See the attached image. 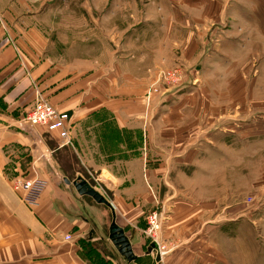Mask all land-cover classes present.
I'll return each instance as SVG.
<instances>
[{
  "label": "rangeland",
  "instance_id": "obj_1",
  "mask_svg": "<svg viewBox=\"0 0 264 264\" xmlns=\"http://www.w3.org/2000/svg\"><path fill=\"white\" fill-rule=\"evenodd\" d=\"M215 4L218 9L206 13V5L198 7L191 0L169 1L165 9L154 0H0V26L5 27L11 43L22 59L45 64L52 76L55 72L64 75L66 82L72 76L73 64L79 60L90 63L98 60L96 72L99 70V74L109 72L107 68L112 69V63L125 61L119 67H126L128 72L113 69V74H129L121 84L123 91L107 90V98L102 100L117 108L118 116L101 114L95 121L129 122L133 132L128 134V139L132 143L135 138L144 139L145 134V146L129 148L133 157L123 164L121 174L110 168L111 165L116 169L118 164L101 161L104 167L101 170L86 168L72 155L70 146L56 149L53 155L70 179L81 173L106 200L103 204L112 210L116 208V199H124L131 210L122 216L132 232H138L143 238L145 248L152 243L145 233L151 226L150 216L157 212L160 228L155 235L164 251L160 257H166L179 245L165 236L163 199L169 193L183 195L184 174L189 175L194 169L207 173L198 175L200 178L193 181V189L188 191L207 192L208 189L211 192L215 188L211 182L224 181L225 204L240 203L255 222L250 223L249 237L255 236L264 244V34L256 32L248 36V27L247 34L239 38L244 42L247 36L249 41L252 38L250 47L245 43L233 44V38L238 40L233 29L236 25L230 16L236 0ZM250 5L264 10V0H253ZM145 13L156 17L152 28L160 27L158 34L136 33L135 25L143 20ZM257 22H261V27L264 20L252 19L251 23L256 27ZM210 24L216 28L207 41L204 33ZM250 32H255V28ZM243 51L246 57L238 58V54H245ZM223 53L229 57L224 58ZM105 84L109 86V80ZM35 90V100L41 97L48 101L36 87ZM126 92L129 96L125 98ZM24 117L25 114L18 118L20 123L30 125ZM154 127L157 130L154 134L159 133L161 141L165 139L162 144L169 143L165 148L160 146L164 153L153 147L164 158L170 157L161 171L175 172L173 179L160 180L166 181L161 183L160 198L146 179L151 163L144 159L151 152L148 137ZM41 134L50 148L61 147L50 132L45 130ZM205 136L209 141L203 144ZM191 142L195 143L191 145ZM190 148L193 149L191 159L184 156ZM136 153L143 157L142 164L134 161ZM137 166L142 171L143 187L134 177ZM103 172L109 173L110 178ZM35 177L38 176L30 179ZM45 192L48 193L47 184L32 204L25 203L26 191L16 193L32 209ZM235 193L239 194L237 200ZM90 199L87 198L90 203H96ZM105 209L109 214L102 215L101 235L107 244L105 239L109 238L112 218L109 209ZM148 247L147 251L158 252L157 247L152 250ZM262 251L260 245L255 255ZM231 263L234 264L232 260ZM157 264L167 263L158 261Z\"/></svg>",
  "mask_w": 264,
  "mask_h": 264
},
{
  "label": "crops",
  "instance_id": "obj_2",
  "mask_svg": "<svg viewBox=\"0 0 264 264\" xmlns=\"http://www.w3.org/2000/svg\"><path fill=\"white\" fill-rule=\"evenodd\" d=\"M154 1L165 9L166 4L172 0ZM219 1L223 3L227 0H191L198 3V7L208 3L206 13L208 10L215 12L218 9L215 3ZM251 2L253 0H236V8L230 16L236 25L233 29L236 30L238 40L233 38V44L245 43L250 47L252 38L249 41L248 36L256 32L264 34V22L261 27V22H257L258 28L251 23L252 19L264 20V10L260 7L254 9ZM155 19L151 13H145L143 20L135 25L136 33L144 36L158 34L160 27L157 30L152 28ZM248 27V40L244 42L239 36L247 34ZM215 28L214 24L206 28L204 35L207 41ZM254 28L255 32H250ZM224 56L229 57L223 53ZM242 56L245 58L246 52L244 55L238 54V58ZM124 62L120 60L119 64L112 63V69L107 68L109 72L99 74V70L96 72L98 60L93 63L79 60L73 64L72 76L65 82L64 75L55 72L52 76V73L47 72L45 64H32L30 59H22L18 49L11 43L5 27L3 24L0 26V264H157V253L147 251L148 246L145 248L143 238L138 232L133 233L125 222L122 215L131 209L124 199H116V208L112 210L103 203H90L85 195H79L74 186L67 184L64 178L70 181L78 177L85 178L78 173L70 179L53 155L56 149L64 146L50 148L41 134L45 132L44 128L38 125L23 126L18 120L34 105L36 87L58 109L70 110L72 155L86 168L94 171L104 168L101 163L118 164L116 169L111 165L110 168L121 174L123 164L129 163L133 157L129 148L145 146L147 135L144 134V139L142 136L140 139L135 138L131 143L128 134L133 130L128 126L129 122L103 124L95 120L101 114L110 116L113 113L118 116L117 108L102 100L107 98L112 88L123 91L121 84L128 79L129 74H113V69L128 72L126 67H119ZM107 80L109 86L105 84ZM102 86L104 90H101ZM124 94L125 98L129 96L128 92ZM151 131L148 137L151 152L144 158L151 163V169L146 170V179L150 180L153 193H157L159 197L161 183H166L160 180L173 179L175 172L167 169L161 171L170 157L164 158L153 147L164 153L166 151L160 146L165 148L169 143L162 144L165 139L162 138L161 141L159 133L154 134L157 131L155 127ZM51 134L57 144L59 140L56 134ZM206 137L203 144L209 141ZM193 143L195 142H191V145ZM188 150L184 156L191 159L193 149L186 151ZM142 159L141 155L135 154V162L142 164ZM95 164L101 165L96 167ZM103 173L110 178L109 173ZM135 173L134 177L143 187V175L138 166ZM202 173L207 172L194 169L189 175L184 174L183 179L186 181L183 195L169 193L163 199L165 236L179 245L166 257H160L159 262L232 264V260L234 264H264V244H260L257 237L251 238L248 235L252 227L250 223L254 225L255 222L246 215L240 203L225 204L224 195L227 190L223 187L224 181L214 184L211 182L215 186L211 192L208 189L207 192L188 191L193 189V181L200 178L198 175ZM34 176L43 177L48 185V193L45 192L40 202L31 209L21 202L12 186L17 177ZM214 177L212 176V180ZM238 195L234 194L235 200ZM105 208L107 211L109 209L112 218L109 224L114 222L127 238L134 256L131 261L121 254L109 238L105 239L107 244L102 240V215L109 214ZM67 234L71 235L69 240L65 239ZM260 245L263 246V251L255 255Z\"/></svg>",
  "mask_w": 264,
  "mask_h": 264
},
{
  "label": "built area",
  "instance_id": "obj_3",
  "mask_svg": "<svg viewBox=\"0 0 264 264\" xmlns=\"http://www.w3.org/2000/svg\"><path fill=\"white\" fill-rule=\"evenodd\" d=\"M25 121L30 125L43 126L47 132L56 134L60 146L72 147L71 138V114L67 110H60L50 102L39 97L35 100L32 108L26 112ZM46 181L43 178L35 177L33 179L25 177H17L13 181V190L19 194V191H26L27 196L24 198L26 204L35 203L36 195L43 188ZM22 197V196H21ZM114 207V206H113ZM150 228L146 230V235L156 244L158 254L164 253L160 246L157 236L155 235L160 228V217L157 212L150 216ZM71 235H65V239L69 240Z\"/></svg>",
  "mask_w": 264,
  "mask_h": 264
},
{
  "label": "water",
  "instance_id": "obj_4",
  "mask_svg": "<svg viewBox=\"0 0 264 264\" xmlns=\"http://www.w3.org/2000/svg\"><path fill=\"white\" fill-rule=\"evenodd\" d=\"M67 184H72L79 195H87L92 197L97 203H105L106 200L102 197L99 192H97L88 182H86L82 177H78L73 181H70L68 178H64ZM107 203V202H106ZM109 238L116 246V248L121 252L122 255L128 260L131 261L134 256L129 249L127 244V238L124 235V232L119 228L114 222L110 224L109 227ZM127 246V247H126ZM156 248L154 243H151L148 247V250ZM156 261H160V255L157 253Z\"/></svg>",
  "mask_w": 264,
  "mask_h": 264
},
{
  "label": "trees",
  "instance_id": "obj_5",
  "mask_svg": "<svg viewBox=\"0 0 264 264\" xmlns=\"http://www.w3.org/2000/svg\"><path fill=\"white\" fill-rule=\"evenodd\" d=\"M85 197H87V198H92V197H90V196H86V195H85Z\"/></svg>",
  "mask_w": 264,
  "mask_h": 264
}]
</instances>
